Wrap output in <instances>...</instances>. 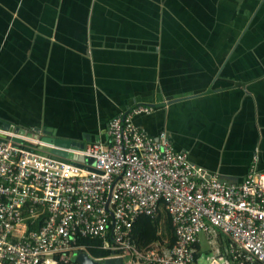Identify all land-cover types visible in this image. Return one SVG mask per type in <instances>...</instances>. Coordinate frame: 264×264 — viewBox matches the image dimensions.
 <instances>
[{"label": "crops", "instance_id": "crops-1", "mask_svg": "<svg viewBox=\"0 0 264 264\" xmlns=\"http://www.w3.org/2000/svg\"><path fill=\"white\" fill-rule=\"evenodd\" d=\"M136 104L222 180L264 170V0H0V123L86 145Z\"/></svg>", "mask_w": 264, "mask_h": 264}, {"label": "built area", "instance_id": "built-area-1", "mask_svg": "<svg viewBox=\"0 0 264 264\" xmlns=\"http://www.w3.org/2000/svg\"><path fill=\"white\" fill-rule=\"evenodd\" d=\"M152 110L136 104L112 118L107 142L70 149L95 164L61 159L39 148L46 141L0 128V264H78L72 256L86 251L82 237L100 238L111 251L94 257L101 261L264 264V170L257 158L241 181L226 182L176 150L166 130H140L134 116ZM163 211L176 242L140 248L135 220ZM202 235L212 251L199 249Z\"/></svg>", "mask_w": 264, "mask_h": 264}, {"label": "trees", "instance_id": "trees-1", "mask_svg": "<svg viewBox=\"0 0 264 264\" xmlns=\"http://www.w3.org/2000/svg\"><path fill=\"white\" fill-rule=\"evenodd\" d=\"M162 222V223H161ZM161 226H163L161 228ZM161 229V233H159ZM133 236L140 248L148 247L154 241H162L168 239L166 245L172 246L176 242V236L171 223L170 216L163 211L162 215L157 218H152L148 215L139 216L133 225ZM222 244V250L225 252V244L227 240L219 238ZM79 244L84 245L86 251L93 257H104L110 255L111 251L100 247L101 239L96 237H82L79 239ZM64 264V263H60Z\"/></svg>", "mask_w": 264, "mask_h": 264}, {"label": "water", "instance_id": "water-1", "mask_svg": "<svg viewBox=\"0 0 264 264\" xmlns=\"http://www.w3.org/2000/svg\"><path fill=\"white\" fill-rule=\"evenodd\" d=\"M0 128L18 132L21 134H29L32 135L35 138H40L44 141H46L45 144H39V148L41 150L46 151L49 154L55 155L61 159L68 160L72 159V161H75L76 163L80 164V162L85 161L86 159L91 163L95 164V158L93 157H85L82 154L69 152L67 150H62L57 148V146H66V147H73V148H79L83 149L85 147V142L89 141L90 138L86 137L85 140H70V139H62V138H52V137H45L41 136L38 133L28 132L25 128H22L19 125H15L14 123L5 121L3 123H0ZM45 132L51 133L50 128H45ZM72 261L76 262L78 264H124L123 258L121 257H110L106 258L105 260H97L93 256H91L86 251H79L77 255L72 256Z\"/></svg>", "mask_w": 264, "mask_h": 264}, {"label": "rangeland", "instance_id": "rangeland-1", "mask_svg": "<svg viewBox=\"0 0 264 264\" xmlns=\"http://www.w3.org/2000/svg\"><path fill=\"white\" fill-rule=\"evenodd\" d=\"M204 235H202V241H203V246L204 248H206L208 246V244L206 243V240L203 237ZM164 245H166V242H163ZM220 246H222V244L220 243ZM210 251H212V248L209 249Z\"/></svg>", "mask_w": 264, "mask_h": 264}]
</instances>
